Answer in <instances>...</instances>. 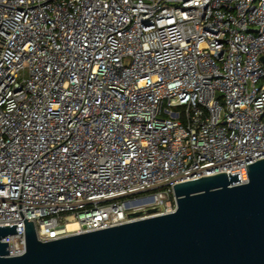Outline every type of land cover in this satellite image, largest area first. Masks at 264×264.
I'll use <instances>...</instances> for the list:
<instances>
[{
    "label": "built area",
    "instance_id": "obj_1",
    "mask_svg": "<svg viewBox=\"0 0 264 264\" xmlns=\"http://www.w3.org/2000/svg\"><path fill=\"white\" fill-rule=\"evenodd\" d=\"M261 57L264 0H0L7 257L25 219L48 242L172 213L185 181L246 183L264 158Z\"/></svg>",
    "mask_w": 264,
    "mask_h": 264
},
{
    "label": "water",
    "instance_id": "obj_2",
    "mask_svg": "<svg viewBox=\"0 0 264 264\" xmlns=\"http://www.w3.org/2000/svg\"><path fill=\"white\" fill-rule=\"evenodd\" d=\"M247 166L246 183L219 173L173 185L172 213L118 226L40 242L25 219L24 253L7 257L0 242V264H264V158ZM15 233L0 227V239Z\"/></svg>",
    "mask_w": 264,
    "mask_h": 264
},
{
    "label": "bare ground",
    "instance_id": "obj_3",
    "mask_svg": "<svg viewBox=\"0 0 264 264\" xmlns=\"http://www.w3.org/2000/svg\"><path fill=\"white\" fill-rule=\"evenodd\" d=\"M76 227H77V224L73 222V223H68L66 229L68 231H73L76 229Z\"/></svg>",
    "mask_w": 264,
    "mask_h": 264
},
{
    "label": "rangeland",
    "instance_id": "obj_4",
    "mask_svg": "<svg viewBox=\"0 0 264 264\" xmlns=\"http://www.w3.org/2000/svg\"><path fill=\"white\" fill-rule=\"evenodd\" d=\"M263 67H264V64H263Z\"/></svg>",
    "mask_w": 264,
    "mask_h": 264
}]
</instances>
